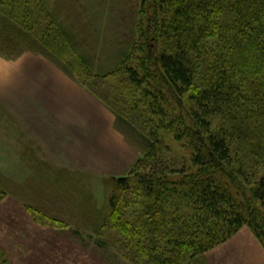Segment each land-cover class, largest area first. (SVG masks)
Listing matches in <instances>:
<instances>
[{"label": "trees", "instance_id": "obj_1", "mask_svg": "<svg viewBox=\"0 0 264 264\" xmlns=\"http://www.w3.org/2000/svg\"><path fill=\"white\" fill-rule=\"evenodd\" d=\"M40 1L0 0L9 41L61 58L73 44ZM138 32L116 83L86 85L149 141L104 227L129 264H192L244 226L264 250V0H140ZM170 138L190 150L181 167Z\"/></svg>", "mask_w": 264, "mask_h": 264}, {"label": "rangeland", "instance_id": "obj_2", "mask_svg": "<svg viewBox=\"0 0 264 264\" xmlns=\"http://www.w3.org/2000/svg\"><path fill=\"white\" fill-rule=\"evenodd\" d=\"M40 2L73 46L60 58L11 42L14 33L2 32L12 23L0 15V249L9 264H129L104 227L108 201L113 179L131 171L149 141L86 85L116 83L111 75L138 40L140 0ZM63 90L68 106L41 109L40 100L51 103L45 94L58 107L53 91ZM60 110L65 116L52 119ZM52 125L58 133L46 134ZM166 146L163 157L187 163L186 143Z\"/></svg>", "mask_w": 264, "mask_h": 264}, {"label": "crops", "instance_id": "obj_3", "mask_svg": "<svg viewBox=\"0 0 264 264\" xmlns=\"http://www.w3.org/2000/svg\"><path fill=\"white\" fill-rule=\"evenodd\" d=\"M12 27L13 26L10 25L8 30L6 29L2 32L5 35L4 37H7L6 35L8 32L11 33L10 29H12ZM66 92L68 91L63 90L57 94L53 91L54 97L57 98L56 101L58 104L56 105H59L58 107L51 106L52 100L49 98L48 94L43 95V99L49 100L51 103L49 102L50 105H48L46 101L40 100L41 109L45 107V109L50 111V109L53 108H61L60 106H68L69 98L66 96ZM71 102L75 101L70 99V104ZM50 116L54 120H59L61 117L65 116V112L60 110L56 113H51ZM56 127L57 126L54 127L53 125L52 127L48 126L46 132H44L48 135H52L53 129L55 133H58ZM54 137L53 135V139ZM193 264H264V250L249 229L246 230L241 228L235 236L227 242L206 252L200 259L193 262Z\"/></svg>", "mask_w": 264, "mask_h": 264}]
</instances>
